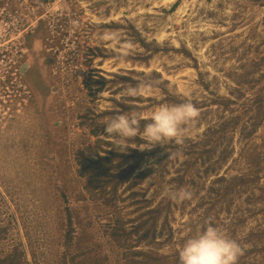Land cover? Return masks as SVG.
<instances>
[{"label":"rangeland","instance_id":"374dc122","mask_svg":"<svg viewBox=\"0 0 264 264\" xmlns=\"http://www.w3.org/2000/svg\"><path fill=\"white\" fill-rule=\"evenodd\" d=\"M185 99L183 144L78 171L100 121ZM206 223L264 264V0H0V264H178Z\"/></svg>","mask_w":264,"mask_h":264},{"label":"clouds","instance_id":"9594fccd","mask_svg":"<svg viewBox=\"0 0 264 264\" xmlns=\"http://www.w3.org/2000/svg\"><path fill=\"white\" fill-rule=\"evenodd\" d=\"M140 92L139 88L128 87L125 94L135 96ZM197 117L198 110L188 99L178 104L161 103L148 114L117 113L106 121H100L106 133L100 135L108 137L107 145L118 152L126 151L130 147L129 142L137 138L145 147L167 142L181 145L187 137L188 126ZM141 121L145 122L142 124ZM167 195L169 199L183 201L191 199L192 192L176 190ZM242 251L240 244L223 229L206 223L183 239L177 249L178 264H237Z\"/></svg>","mask_w":264,"mask_h":264},{"label":"trees","instance_id":"16d2710c","mask_svg":"<svg viewBox=\"0 0 264 264\" xmlns=\"http://www.w3.org/2000/svg\"><path fill=\"white\" fill-rule=\"evenodd\" d=\"M103 79V78H101ZM107 143V142H106ZM110 146V145H108ZM102 149V148H101ZM103 154H96V157L86 156L85 158L79 159V169L78 171L82 174H91V172L95 171H104L106 177H111L115 179H122L123 177L127 176L129 171L135 168V164H130L129 166L122 167L125 161H129L132 158H138L142 156V152L139 151L136 147H128V149L124 152H118L115 149L109 147L107 149L101 150ZM117 161V164L114 165H105L108 162ZM124 163V164H120ZM91 171V172H90ZM94 175V174H93ZM107 183V181L103 180L102 183ZM145 207V205H143ZM146 213L150 215L151 219L154 220L159 215V210L157 208L147 209ZM117 225L112 228L110 234L113 238L118 239L121 237V230L118 228V219H116ZM139 227V226H138ZM135 230H137L135 228ZM69 236V235H67ZM132 255L136 257V255L140 256L141 258L146 257V259L153 261L155 259L154 256L151 255V252L148 250H142L136 252V254ZM147 260V261H148ZM149 262V261H148Z\"/></svg>","mask_w":264,"mask_h":264}]
</instances>
